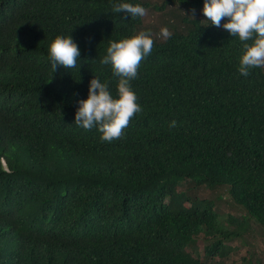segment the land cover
Masks as SVG:
<instances>
[{
	"label": "trees",
	"instance_id": "1",
	"mask_svg": "<svg viewBox=\"0 0 264 264\" xmlns=\"http://www.w3.org/2000/svg\"><path fill=\"white\" fill-rule=\"evenodd\" d=\"M121 2L150 7L0 0V264H225L247 219L264 228V68L239 75L242 45L223 28L188 18L163 39L144 17L113 13ZM141 31L155 42L131 82L142 112L102 143L74 123L78 101L94 77L116 95L100 60L109 41ZM57 35L80 60L51 79ZM219 190L240 220L201 196Z\"/></svg>",
	"mask_w": 264,
	"mask_h": 264
},
{
	"label": "clouds",
	"instance_id": "2",
	"mask_svg": "<svg viewBox=\"0 0 264 264\" xmlns=\"http://www.w3.org/2000/svg\"><path fill=\"white\" fill-rule=\"evenodd\" d=\"M113 13L136 19L145 17L148 10L140 4L114 3ZM202 21L211 26L225 29L231 37L238 38L242 45L238 73L248 77L253 69L264 68V0H204ZM227 19V23L222 21ZM168 28L160 29L159 36L170 38ZM154 39L150 31H141L130 38L109 41L101 65H110L112 76L117 79L116 95L109 82L94 77L89 82L87 99L78 101L74 123L84 130L96 128L101 133L102 143H112L124 138L125 130L132 119L142 112L138 97L131 82L137 79L142 62L152 54ZM51 79L57 66L78 69L80 50L70 35H57L48 46ZM50 79V80H51ZM170 121L169 127H176Z\"/></svg>",
	"mask_w": 264,
	"mask_h": 264
},
{
	"label": "rangeland",
	"instance_id": "3",
	"mask_svg": "<svg viewBox=\"0 0 264 264\" xmlns=\"http://www.w3.org/2000/svg\"><path fill=\"white\" fill-rule=\"evenodd\" d=\"M146 1L150 4V7L147 16L144 17V22L146 25L156 27L154 35H157L159 29L163 27L167 28V23L176 25L183 19L195 17L200 18L201 21L205 19L202 15L203 7H192L187 1L166 0L168 1L166 4H163L165 0ZM154 6L158 9H155ZM162 6L164 8L160 10L159 8ZM226 22L227 19L223 20L222 24ZM202 23L206 24L207 22L202 21ZM180 28H182V25L178 26V29ZM199 193L201 195L202 192ZM220 195L221 198L218 201L217 196ZM201 196L218 202L217 212L223 221H226L229 216L239 220L244 216L243 211L232 204L227 193L223 190L215 192L204 191ZM245 226L247 228L245 231H238L242 236L228 243L232 250L226 256L224 260L225 264H264V228H260L250 219H247ZM230 228L234 227L230 226ZM204 244L205 242L200 241L198 244L200 248L198 247V249L201 250Z\"/></svg>",
	"mask_w": 264,
	"mask_h": 264
}]
</instances>
